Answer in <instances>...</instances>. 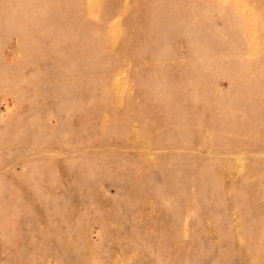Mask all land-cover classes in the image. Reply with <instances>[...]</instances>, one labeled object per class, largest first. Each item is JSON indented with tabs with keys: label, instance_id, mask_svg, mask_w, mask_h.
<instances>
[{
	"label": "rangeland",
	"instance_id": "obj_1",
	"mask_svg": "<svg viewBox=\"0 0 264 264\" xmlns=\"http://www.w3.org/2000/svg\"><path fill=\"white\" fill-rule=\"evenodd\" d=\"M0 264H264V0H0Z\"/></svg>",
	"mask_w": 264,
	"mask_h": 264
}]
</instances>
